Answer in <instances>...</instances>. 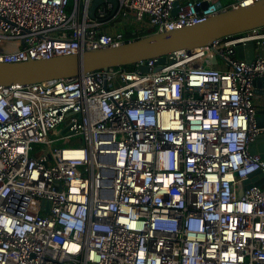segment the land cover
I'll use <instances>...</instances> for the list:
<instances>
[{"label": "built area", "instance_id": "built-area-1", "mask_svg": "<svg viewBox=\"0 0 264 264\" xmlns=\"http://www.w3.org/2000/svg\"><path fill=\"white\" fill-rule=\"evenodd\" d=\"M254 1L117 0L136 26L127 38L116 14L89 18L91 0H0V62L116 46ZM262 39L259 27L164 63L0 86V264H264V158L248 151L264 132V58L234 51ZM216 56L223 68L205 65ZM59 124L80 144L54 145ZM250 174L259 185L244 186Z\"/></svg>", "mask_w": 264, "mask_h": 264}, {"label": "water", "instance_id": "water-1", "mask_svg": "<svg viewBox=\"0 0 264 264\" xmlns=\"http://www.w3.org/2000/svg\"><path fill=\"white\" fill-rule=\"evenodd\" d=\"M103 0H91L88 16L98 21H107L116 14L117 0H110L112 8L105 17H97L96 8ZM178 1L172 14H175ZM206 7V2L202 3ZM264 27V0H257L244 6L226 9L197 23L159 33L130 38L116 45L99 49H83L79 53L59 55L41 59H27L20 62H0V86L14 84L28 85L38 82L69 78L86 72L110 67L134 65L150 58L164 63L165 57L177 50H190L210 45L214 40L235 35L250 29ZM237 57L251 59L255 54L264 58V39L256 44L249 40L236 44ZM170 62L171 59H168ZM146 71V65L138 66ZM254 99L256 100V124L264 126V78L254 80ZM249 153L264 158V132L258 134L249 144ZM253 174L242 181L245 187L259 185Z\"/></svg>", "mask_w": 264, "mask_h": 264}, {"label": "rangeland", "instance_id": "rangeland-1", "mask_svg": "<svg viewBox=\"0 0 264 264\" xmlns=\"http://www.w3.org/2000/svg\"><path fill=\"white\" fill-rule=\"evenodd\" d=\"M111 22L114 23L115 25H118V27H120L121 29L127 28V27L132 25L131 24V17H129V16L125 17L121 13L114 15ZM137 28H139V27H137ZM139 30H140V28H139ZM143 34H140L139 36H143ZM206 60H207L206 62H208V59H206ZM63 128H64L63 124H59L52 131L50 136L52 137V139H54V145H56V146H76V145H79L80 143H79L78 139H76L75 137L62 138ZM261 187L263 188L264 184H262Z\"/></svg>", "mask_w": 264, "mask_h": 264}, {"label": "crops", "instance_id": "crops-1", "mask_svg": "<svg viewBox=\"0 0 264 264\" xmlns=\"http://www.w3.org/2000/svg\"><path fill=\"white\" fill-rule=\"evenodd\" d=\"M135 27H134V25H131V26H129L127 28H124L122 30H124V32L126 34L132 35L133 32H134ZM206 59H208V62H206L207 61ZM204 63L207 66H211V67H215V68H219V69L223 68V66H224L222 60L219 57H217V56L216 57H207V58H205L204 59Z\"/></svg>", "mask_w": 264, "mask_h": 264}, {"label": "trees", "instance_id": "trees-1", "mask_svg": "<svg viewBox=\"0 0 264 264\" xmlns=\"http://www.w3.org/2000/svg\"><path fill=\"white\" fill-rule=\"evenodd\" d=\"M124 31V30H123ZM124 34H125V36L127 37V38H129L131 35L130 34H126L125 32H124ZM125 68H127V69H131L132 68V65H127V66H124Z\"/></svg>", "mask_w": 264, "mask_h": 264}]
</instances>
